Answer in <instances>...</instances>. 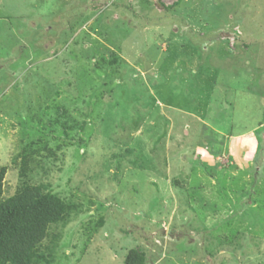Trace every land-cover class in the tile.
Masks as SVG:
<instances>
[{"label": "rangeland", "instance_id": "1", "mask_svg": "<svg viewBox=\"0 0 264 264\" xmlns=\"http://www.w3.org/2000/svg\"><path fill=\"white\" fill-rule=\"evenodd\" d=\"M3 167L50 264H264V0H0Z\"/></svg>", "mask_w": 264, "mask_h": 264}, {"label": "trees", "instance_id": "2", "mask_svg": "<svg viewBox=\"0 0 264 264\" xmlns=\"http://www.w3.org/2000/svg\"><path fill=\"white\" fill-rule=\"evenodd\" d=\"M162 7V6H161ZM20 177H25L26 160L21 161ZM6 169H0V264H50L42 251L47 229L64 224L69 206L39 187L22 183L14 195L3 199ZM139 249L128 251L124 264H145Z\"/></svg>", "mask_w": 264, "mask_h": 264}]
</instances>
